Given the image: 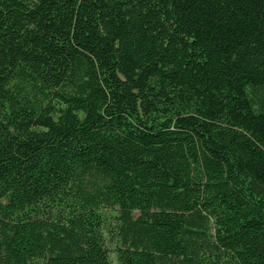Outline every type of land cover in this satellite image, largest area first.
Here are the masks:
<instances>
[{"label": "trees", "instance_id": "1", "mask_svg": "<svg viewBox=\"0 0 264 264\" xmlns=\"http://www.w3.org/2000/svg\"><path fill=\"white\" fill-rule=\"evenodd\" d=\"M0 264H264V0H0Z\"/></svg>", "mask_w": 264, "mask_h": 264}, {"label": "rangeland", "instance_id": "2", "mask_svg": "<svg viewBox=\"0 0 264 264\" xmlns=\"http://www.w3.org/2000/svg\"><path fill=\"white\" fill-rule=\"evenodd\" d=\"M108 229L113 230L114 229V220L111 219L110 221L107 222V226L105 229V236H106V245L109 247L110 249V256L111 259L113 260L114 263H117V259H116V255L113 252V247H114V240H113V235L112 232H108ZM111 236V239H109V237Z\"/></svg>", "mask_w": 264, "mask_h": 264}]
</instances>
